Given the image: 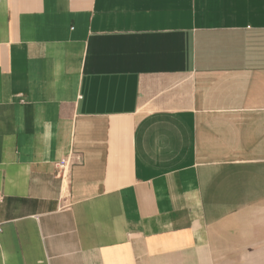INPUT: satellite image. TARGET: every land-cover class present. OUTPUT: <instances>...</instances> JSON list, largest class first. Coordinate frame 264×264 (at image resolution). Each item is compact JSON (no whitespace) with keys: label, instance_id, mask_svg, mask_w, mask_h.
Wrapping results in <instances>:
<instances>
[{"label":"crops","instance_id":"0c3cea01","mask_svg":"<svg viewBox=\"0 0 264 264\" xmlns=\"http://www.w3.org/2000/svg\"><path fill=\"white\" fill-rule=\"evenodd\" d=\"M0 264H264V0H0Z\"/></svg>","mask_w":264,"mask_h":264},{"label":"built area","instance_id":"2783aa9c","mask_svg":"<svg viewBox=\"0 0 264 264\" xmlns=\"http://www.w3.org/2000/svg\"><path fill=\"white\" fill-rule=\"evenodd\" d=\"M65 164H66V163H61V165H60L61 171H63L62 173H64V172H65V169H64V167H65Z\"/></svg>","mask_w":264,"mask_h":264}]
</instances>
